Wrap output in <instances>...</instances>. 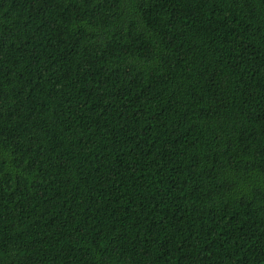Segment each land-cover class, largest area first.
<instances>
[{
    "label": "trees",
    "instance_id": "1",
    "mask_svg": "<svg viewBox=\"0 0 264 264\" xmlns=\"http://www.w3.org/2000/svg\"><path fill=\"white\" fill-rule=\"evenodd\" d=\"M0 264H264V0H0Z\"/></svg>",
    "mask_w": 264,
    "mask_h": 264
}]
</instances>
